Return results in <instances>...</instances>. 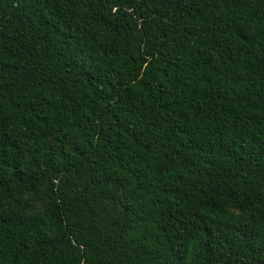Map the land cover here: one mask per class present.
<instances>
[{"label": "trees", "instance_id": "1", "mask_svg": "<svg viewBox=\"0 0 264 264\" xmlns=\"http://www.w3.org/2000/svg\"><path fill=\"white\" fill-rule=\"evenodd\" d=\"M0 264H264V0H0Z\"/></svg>", "mask_w": 264, "mask_h": 264}]
</instances>
